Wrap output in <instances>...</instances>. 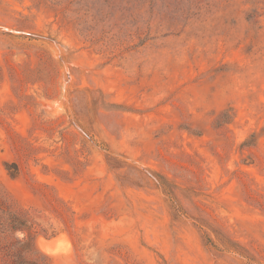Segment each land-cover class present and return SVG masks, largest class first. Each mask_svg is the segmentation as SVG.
Instances as JSON below:
<instances>
[{
  "label": "rangeland",
  "instance_id": "obj_1",
  "mask_svg": "<svg viewBox=\"0 0 264 264\" xmlns=\"http://www.w3.org/2000/svg\"><path fill=\"white\" fill-rule=\"evenodd\" d=\"M18 256L264 264V0H0Z\"/></svg>",
  "mask_w": 264,
  "mask_h": 264
},
{
  "label": "trees",
  "instance_id": "obj_2",
  "mask_svg": "<svg viewBox=\"0 0 264 264\" xmlns=\"http://www.w3.org/2000/svg\"><path fill=\"white\" fill-rule=\"evenodd\" d=\"M43 233H44V235H50V234L52 235V234H54L56 232H52L50 234H47L45 232H43ZM39 255L43 256L42 254H39ZM16 264H39V263H38V261H35V260L29 261V260H27V259H25L23 257L18 256V258L16 259Z\"/></svg>",
  "mask_w": 264,
  "mask_h": 264
},
{
  "label": "water",
  "instance_id": "obj_3",
  "mask_svg": "<svg viewBox=\"0 0 264 264\" xmlns=\"http://www.w3.org/2000/svg\"><path fill=\"white\" fill-rule=\"evenodd\" d=\"M54 236V235H53Z\"/></svg>",
  "mask_w": 264,
  "mask_h": 264
}]
</instances>
